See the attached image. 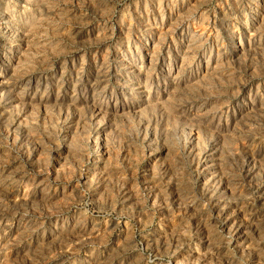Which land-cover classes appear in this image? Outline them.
<instances>
[{"label": "rangeland", "instance_id": "1", "mask_svg": "<svg viewBox=\"0 0 264 264\" xmlns=\"http://www.w3.org/2000/svg\"><path fill=\"white\" fill-rule=\"evenodd\" d=\"M0 264H264V0H0Z\"/></svg>", "mask_w": 264, "mask_h": 264}]
</instances>
